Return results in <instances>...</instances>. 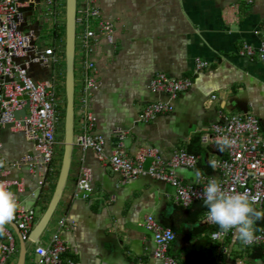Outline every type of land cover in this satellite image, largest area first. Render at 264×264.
<instances>
[{
  "label": "crops",
  "instance_id": "obj_1",
  "mask_svg": "<svg viewBox=\"0 0 264 264\" xmlns=\"http://www.w3.org/2000/svg\"><path fill=\"white\" fill-rule=\"evenodd\" d=\"M97 5L102 17L115 23L114 44L99 37L87 55L99 83L89 97V109L95 118L91 132L105 137L107 154L116 146L118 130L125 132L122 142L126 156L134 158L141 147L153 146L159 149L163 161L175 150L190 151L192 140L199 137L203 151L196 154V168L173 169L182 183L195 184V170L214 175L210 160L223 154L218 145L202 140L213 120L247 112L264 130V58L241 52L244 43L254 49L260 43L264 0H97ZM76 42L74 143L69 174L55 208L59 213L54 231L42 240L40 237L38 243L28 242L31 252L24 264H32L36 244H47L57 232L68 246L65 256L74 264H161L153 254L152 233L143 225L146 215H153L174 232L168 255L178 264H264L250 257L252 247H244L235 233L212 239L211 232L219 226L205 219L208 210L200 214V208H189L191 203L187 207L179 205L171 184L150 176L124 181L91 149L82 150L76 138L84 132L80 99L85 55L78 39ZM196 59L206 61L207 67L195 71ZM157 72L173 78L190 77L192 85L170 100L166 93L149 88ZM167 100L173 106L171 112L148 122L139 120L145 105ZM59 135L58 123L57 147H63ZM0 141V154L8 159L33 152V143L22 133L4 131ZM59 157L57 148L53 169L38 190L36 177L29 171L12 169L4 173L3 177L23 179L24 192L12 191L25 206L36 208L40 203L44 212L56 184ZM81 165L91 170L92 191L85 199L73 195ZM254 207L264 213V204ZM61 219L64 225L60 227ZM262 227L264 216L255 220L253 230Z\"/></svg>",
  "mask_w": 264,
  "mask_h": 264
},
{
  "label": "built area",
  "instance_id": "obj_2",
  "mask_svg": "<svg viewBox=\"0 0 264 264\" xmlns=\"http://www.w3.org/2000/svg\"><path fill=\"white\" fill-rule=\"evenodd\" d=\"M41 3L45 4V14L53 25L58 24L60 0H0V130L5 125H10L8 131L14 134L22 133L33 143V152L17 159L11 160L0 154V183L6 184L16 198L18 210L11 222L18 229L24 242L31 241L30 232L36 223L35 208L25 206L17 197L16 192H24L23 179L3 175L6 171L29 165L30 175L35 176L37 180L36 188L41 189L47 175L53 169L57 145L56 131L60 121L61 102L54 74L46 79H35L30 72L32 64L49 68L57 62L55 48L52 46L38 48L35 44L38 39L37 33L25 26L26 14L23 9L31 4L37 6ZM75 23L76 39L79 40L85 55L84 83L80 99L84 132L76 138L83 151L91 149L99 160L106 162L124 181L150 176L171 184L175 188L177 203L184 207L195 200H203L204 186L212 178H215L226 192L245 193L250 197L252 205L264 204V130L259 120L247 112L221 115L206 128L204 137L202 136L203 141L217 145L218 138L228 137L233 143L222 151L221 156H215L210 160L214 175L195 170V184H184L174 174L173 169L176 167L196 168L198 155L184 149L175 150L168 160L163 161L157 147L147 146L141 147L137 155L130 158L123 152L122 140L125 132L118 130L116 146L107 154L104 148L105 137L100 133L91 132L95 118L89 109V97L99 87V83L93 73L94 63L87 55L91 45L99 37L109 45L114 44L115 23L110 18L102 17L97 0H76ZM260 35L261 40L256 49L244 43L241 52L250 57L257 55L264 58V27L260 29ZM194 65L195 71H198L206 68L208 64L206 61L196 59ZM191 85L190 77L173 78L162 72L155 73L149 81L151 91L166 93L170 100ZM22 109H25V114L16 116V112ZM172 110L173 106L168 100L150 102L141 111L139 120L148 122L157 115ZM146 158L152 159L148 166L143 164ZM75 187L76 191L73 194L75 198L85 199L90 195L91 170L87 166L81 165ZM36 191H32L31 194ZM205 219L213 223L208 213ZM63 225L64 219H61L59 226ZM143 225L152 233L155 243L154 257L160 260L161 264H178L175 258L168 255V247L175 237L174 232L162 226L153 215H146ZM234 233L235 230L224 233L218 228L211 232V238L220 240ZM0 234V264H7L16 252L15 240L4 226ZM254 234L255 242L249 245L241 242L244 247L264 245V227L254 230ZM67 250V244L57 232L47 244H36L32 264H74L65 256Z\"/></svg>",
  "mask_w": 264,
  "mask_h": 264
},
{
  "label": "clouds",
  "instance_id": "obj_3",
  "mask_svg": "<svg viewBox=\"0 0 264 264\" xmlns=\"http://www.w3.org/2000/svg\"><path fill=\"white\" fill-rule=\"evenodd\" d=\"M220 151L233 143L228 137L217 139ZM203 203L208 210L209 219L224 233L235 230V235L243 244L255 242L253 230L255 220L264 213L254 209L250 197L245 193L226 192L215 178L209 179L203 189ZM18 204L14 194L6 184L0 183V230L10 223L16 215Z\"/></svg>",
  "mask_w": 264,
  "mask_h": 264
},
{
  "label": "water",
  "instance_id": "obj_4",
  "mask_svg": "<svg viewBox=\"0 0 264 264\" xmlns=\"http://www.w3.org/2000/svg\"><path fill=\"white\" fill-rule=\"evenodd\" d=\"M76 0H65V114H64V128H63V153L61 159V165L58 172L56 184L48 202L47 207L42 213L40 219L35 223L33 229L30 232V238L33 243H38L49 223L54 210L62 197L72 158V150L74 143V57H75V43H76ZM25 114V109L16 112V116ZM10 125H5L1 130L0 134L9 129ZM30 153V152H29ZM25 152V154H29ZM32 153V152H31ZM21 155V156H23ZM19 156V157H21ZM19 157H13L17 159ZM11 159V160H12ZM152 159L147 158L144 161V166H148ZM28 171L29 165H25L18 170ZM19 240V251L16 264H24L26 258V245L22 240L21 235L16 226L10 222Z\"/></svg>",
  "mask_w": 264,
  "mask_h": 264
},
{
  "label": "rangeland",
  "instance_id": "obj_5",
  "mask_svg": "<svg viewBox=\"0 0 264 264\" xmlns=\"http://www.w3.org/2000/svg\"><path fill=\"white\" fill-rule=\"evenodd\" d=\"M23 12L25 15V26L28 28H32L38 35V39L36 40L35 44L38 48H43L46 46H52L55 48L56 51V58L57 62L49 68H43L40 67V65L32 64L30 66V72L32 77H40L41 79L47 78L54 74L57 84H58V94L60 96L61 100V106L60 108V116H59V129H60V139L63 141V128H64V114H65V105L63 104L64 98H65V0H60V7L58 8V21L60 25L62 24V27L59 30H56L54 33V25L53 22L50 20L49 17L45 14L46 12V6L44 3H41L37 6L30 5L28 8H24ZM57 34V35H55ZM78 42L75 43V53H78ZM74 63L76 64V60L74 57ZM75 99V95H74ZM63 126V127H62ZM59 149V153L61 157L59 159H62V153H63V147L61 145H56L55 150ZM57 178V177H56ZM42 207L39 203L38 206L35 208L36 212V222L40 219L42 215ZM58 209L55 210L53 213L49 223L47 224L46 228L44 229L43 233L41 234V240L44 239L47 236H50L52 232L54 231L55 223L58 219ZM6 229H8L15 240V246H16V252L10 257L7 264H16L17 257H18V240L16 237L15 232L13 229L8 225H4ZM27 245V255L26 259H28V256L31 252L30 243L28 241L26 242ZM27 264V263H26Z\"/></svg>",
  "mask_w": 264,
  "mask_h": 264
},
{
  "label": "trees",
  "instance_id": "obj_6",
  "mask_svg": "<svg viewBox=\"0 0 264 264\" xmlns=\"http://www.w3.org/2000/svg\"><path fill=\"white\" fill-rule=\"evenodd\" d=\"M54 27L55 28L53 30H54V33H55L56 30H59L62 27V24L60 25V23L58 22V24L54 25ZM55 35H57V34H55ZM63 104L65 105V98H64ZM199 140H200L199 137H197V138L192 140L191 149H190V151H188L189 153H192V154L196 155V154H198V153L203 151V149L200 148ZM192 206L200 208V214H203L207 210V208L205 207L203 201H200V200L193 201V203H191L189 208L192 207ZM253 207H254V205H253ZM254 209L256 210L255 207H254ZM0 236H1V234H0ZM249 255L252 258H258V259H261L264 262V245H259V246L252 247L251 252L249 253Z\"/></svg>",
  "mask_w": 264,
  "mask_h": 264
}]
</instances>
